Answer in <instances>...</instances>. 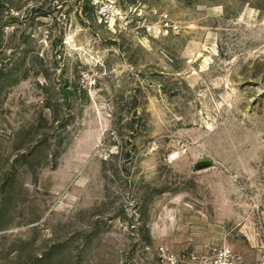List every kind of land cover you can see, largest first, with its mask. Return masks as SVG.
Segmentation results:
<instances>
[{
  "label": "rangeland",
  "instance_id": "1",
  "mask_svg": "<svg viewBox=\"0 0 264 264\" xmlns=\"http://www.w3.org/2000/svg\"><path fill=\"white\" fill-rule=\"evenodd\" d=\"M225 242L264 264V0H0V264Z\"/></svg>",
  "mask_w": 264,
  "mask_h": 264
},
{
  "label": "built area",
  "instance_id": "2",
  "mask_svg": "<svg viewBox=\"0 0 264 264\" xmlns=\"http://www.w3.org/2000/svg\"><path fill=\"white\" fill-rule=\"evenodd\" d=\"M103 11L113 16L120 15L118 10H113L109 6ZM161 31L162 29L159 28V33ZM158 256L160 264H245L228 242L216 245L204 252H190L183 255L161 246L158 248Z\"/></svg>",
  "mask_w": 264,
  "mask_h": 264
}]
</instances>
